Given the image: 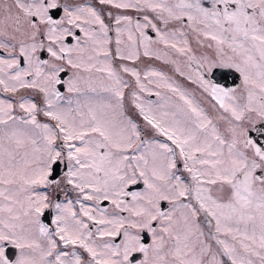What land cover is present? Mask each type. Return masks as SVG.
<instances>
[{"label": "snow or ice", "instance_id": "obj_1", "mask_svg": "<svg viewBox=\"0 0 264 264\" xmlns=\"http://www.w3.org/2000/svg\"><path fill=\"white\" fill-rule=\"evenodd\" d=\"M0 93V264H264V0H3Z\"/></svg>", "mask_w": 264, "mask_h": 264}, {"label": "rangeland", "instance_id": "obj_2", "mask_svg": "<svg viewBox=\"0 0 264 264\" xmlns=\"http://www.w3.org/2000/svg\"><path fill=\"white\" fill-rule=\"evenodd\" d=\"M2 2H3V0L0 1V3H2ZM9 2H11V0H9ZM132 14L135 15V13H132ZM150 35H152L153 38H155L154 33H150ZM192 47L196 51L197 55H201L204 53L212 55L211 51L209 49H207L206 46L203 48H198L194 41L192 42ZM179 59L183 60L182 57H179ZM150 64L153 66H156V67H163V69L165 71H167L170 75H173L170 66H163L158 61L144 59L142 66H146V65H150ZM216 68L219 69L218 72L213 71ZM185 71H187V69H185ZM200 71H201V74L203 75V77L207 81H210V83L212 85H215L218 88H222L225 90L240 89L241 88L242 78L240 77L239 73L235 71V69L228 68V67H222V66L215 65V64H213L211 66L208 64H205V66L202 69H200ZM174 78L178 79L181 83H183L190 90H193L197 99L202 104V106L205 109H207L209 111V113H211L213 116L216 115V113L213 111V109L211 107V103L209 102V98L202 95L201 91L195 85L188 83L182 77L174 76ZM64 93L66 94V90L64 91ZM101 95H105V94H101ZM148 98L155 100L154 96L148 97ZM130 109H131V106H129V115L131 114ZM133 118L135 120L137 119L136 116H134ZM142 124H143L142 129L146 132V135H148L150 137L152 135V133H149L148 129H144V122ZM221 127L223 128V124H221ZM247 127L250 130V135L252 136V138L258 140L259 143L264 144V123L257 121V122H255V126H253V124H249ZM200 222L202 224V227L205 228V231H207L208 230L207 224L205 223V219L202 215L200 217ZM136 264H139V262H137Z\"/></svg>", "mask_w": 264, "mask_h": 264}, {"label": "flooded vegetation", "instance_id": "obj_3", "mask_svg": "<svg viewBox=\"0 0 264 264\" xmlns=\"http://www.w3.org/2000/svg\"><path fill=\"white\" fill-rule=\"evenodd\" d=\"M81 2H83V0H81ZM93 2H94V0H93ZM59 15H60V13L57 11L55 13V18H59ZM41 58L42 59H47L46 53H41ZM70 76H71V71L65 72V78L63 80H67ZM65 90H66V87L61 86L62 93H64ZM23 94L26 95V96H30L37 104H40L42 106V100H41V97L39 95H33V93H31L30 91L29 92H25ZM0 99H14V97H11L10 94L0 93ZM130 112H131L130 115L132 117H134V116L137 117L136 121L141 125V128H143V124H142L143 121L141 119H139L140 117L135 113V110L134 109H130ZM38 118L40 119L41 122L52 123L51 121H46V118L43 117V115H40ZM148 132L151 133L150 130H148ZM63 171H64V166L61 165L60 168L57 169V173L59 174V173H61ZM185 179L186 180L188 179L187 174H185ZM141 188H142V185L133 186L132 190H140ZM70 198L75 199V193H70ZM62 199H63V197H61V200ZM102 206H107V202H105V204L102 205ZM162 207L167 208L168 205L166 203H163ZM51 220H52L51 213L46 211L44 216L42 217V222L47 224L50 228H54V225H52ZM143 237H144V240H143L144 243L151 244V237H150V235L147 232H145L143 234ZM120 239H121V237H117L115 242L119 243ZM17 254H18V250L14 249V248H12L10 246H6V255H7V257L9 259L14 260ZM141 259H142V254H139V253L136 254L135 257H134V264L139 262Z\"/></svg>", "mask_w": 264, "mask_h": 264}, {"label": "water", "instance_id": "obj_4", "mask_svg": "<svg viewBox=\"0 0 264 264\" xmlns=\"http://www.w3.org/2000/svg\"><path fill=\"white\" fill-rule=\"evenodd\" d=\"M218 70H219V69L217 68V69L214 70V72H218ZM61 77H62V79H64V78H65V73H63V74L61 75Z\"/></svg>", "mask_w": 264, "mask_h": 264}]
</instances>
